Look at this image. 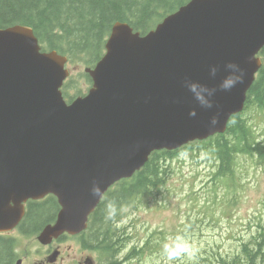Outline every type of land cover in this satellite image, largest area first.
Returning a JSON list of instances; mask_svg holds the SVG:
<instances>
[{"label": "water", "instance_id": "obj_1", "mask_svg": "<svg viewBox=\"0 0 264 264\" xmlns=\"http://www.w3.org/2000/svg\"><path fill=\"white\" fill-rule=\"evenodd\" d=\"M263 48L264 0H189L145 35L116 21L104 56L86 69L92 88L68 104V57L42 52L29 26L0 28V231L17 224L24 201L52 193L62 209L39 239L75 233L101 197L93 181L103 193L154 149L224 132L244 109ZM228 61L243 67L244 82L204 93L214 103L202 107L190 86H218Z\"/></svg>", "mask_w": 264, "mask_h": 264}, {"label": "rangeland", "instance_id": "obj_2", "mask_svg": "<svg viewBox=\"0 0 264 264\" xmlns=\"http://www.w3.org/2000/svg\"><path fill=\"white\" fill-rule=\"evenodd\" d=\"M68 66L72 72L66 88L69 94L76 97L78 92L86 93L91 85L86 63L76 61ZM248 112L257 140L264 141V113L258 109ZM191 147L163 162L164 184L119 211L122 231L129 233V246L142 248L123 264H192L203 258L212 260L214 249L217 253H235L244 236L250 239L259 233L258 223H264V162L238 154L229 185L225 179L213 180L217 168L210 150ZM177 236L191 243L194 254L169 262L163 246ZM66 246L71 247L76 260L87 254L97 257L91 250L82 252L81 243L72 236L66 239ZM16 250L24 264H61L48 261L51 247L39 243L35 236L19 235ZM125 254L124 250L119 256Z\"/></svg>", "mask_w": 264, "mask_h": 264}, {"label": "trees", "instance_id": "obj_3", "mask_svg": "<svg viewBox=\"0 0 264 264\" xmlns=\"http://www.w3.org/2000/svg\"><path fill=\"white\" fill-rule=\"evenodd\" d=\"M188 0H0V27L24 24L32 27L45 50H58L69 56L70 61L95 65L106 51V41L116 21L130 23L135 30L147 33L166 15L176 11ZM264 60V49L262 51ZM264 111V64L257 73L251 87L243 112L231 117L227 131L217 134L205 141H196L197 150L209 149L216 161L213 180H223L229 184L234 170L236 157L240 153L259 155L264 161V143L259 142L252 131V121L248 110ZM175 152L156 151L136 177L127 180L113 191L109 200L117 205L140 193H146L157 186L163 173L164 159L177 155ZM230 185V184H229ZM106 203L97 210L92 221L104 227ZM58 208L54 200L35 203L26 217L25 230L38 231L46 221L52 220ZM104 219V221H103ZM261 231L263 228L260 229ZM98 227L93 233L98 234ZM100 233V232H99ZM113 259L110 264H117L114 253L122 241L116 240L117 233L112 234L108 226L102 231ZM111 234L113 235L111 237ZM253 237L249 245L244 246L247 255L245 264H262L264 262V238ZM15 241L12 237L0 236V264H14ZM134 253H138L136 249ZM237 257V256H236ZM217 259L226 260L222 255ZM212 262V263H211ZM192 264H215L213 260L203 258Z\"/></svg>", "mask_w": 264, "mask_h": 264}, {"label": "clouds", "instance_id": "obj_4", "mask_svg": "<svg viewBox=\"0 0 264 264\" xmlns=\"http://www.w3.org/2000/svg\"><path fill=\"white\" fill-rule=\"evenodd\" d=\"M224 68L227 71V74L224 75L219 81L218 86H209L208 84H199L198 82H194L190 86L189 90L194 92L196 99L200 102L202 107L211 109L214 103L213 100L205 98L203 95L204 93H207L209 97H212L218 90L230 91L237 84H242L244 82L245 70L238 63L234 61H228L224 65ZM211 75L213 77L216 76L215 69H213ZM197 88H199L200 91H196ZM195 114V110H192L189 113L191 116H195ZM218 123L219 115H213L210 120V126L214 127ZM185 155V153H181V156ZM91 193L94 197H100L102 195V189L95 181L92 183ZM106 209L107 219L114 220L118 211L116 203L114 201H109L106 204ZM163 252L166 255L167 261L169 262L175 261L184 255L191 256L194 254L191 243L182 236H177L165 243L163 246Z\"/></svg>", "mask_w": 264, "mask_h": 264}, {"label": "flooded vegetation", "instance_id": "obj_5", "mask_svg": "<svg viewBox=\"0 0 264 264\" xmlns=\"http://www.w3.org/2000/svg\"><path fill=\"white\" fill-rule=\"evenodd\" d=\"M49 200H51L50 199V197H46V198H44V199H40V200H31V201H29V209H30V207L33 205V204H35V203H43V202H47V201H49ZM28 215H29V211H28ZM27 215V216H28ZM51 222V220H48V221H46L44 224L45 225H47L48 223H50ZM25 224H26V216L22 219V221H21V223H20V225H19V227L15 230V231H13V232H10V233H7V232H5V233H0V235H10V234H12L14 237H19V235H22V236H24V234L26 233V230H25ZM44 225V226H45ZM34 232H36V231H34ZM61 240V239H60ZM57 242V241H56ZM60 242V241H59ZM57 259H64V256H63V251L61 250V249H59V256L57 257Z\"/></svg>", "mask_w": 264, "mask_h": 264}]
</instances>
